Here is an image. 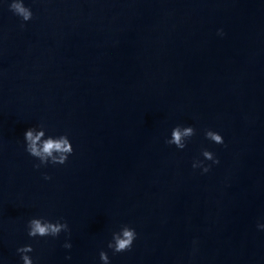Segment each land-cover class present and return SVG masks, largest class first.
<instances>
[{"label":"water","instance_id":"obj_1","mask_svg":"<svg viewBox=\"0 0 264 264\" xmlns=\"http://www.w3.org/2000/svg\"><path fill=\"white\" fill-rule=\"evenodd\" d=\"M11 2L0 0V264H23L28 244L34 264H103L101 251L110 264H264V0H24L28 21ZM178 124L196 129L184 149L166 143ZM30 127L67 133V162L36 168ZM34 217L70 233L30 237ZM124 225L137 237L114 253Z\"/></svg>","mask_w":264,"mask_h":264},{"label":"clouds","instance_id":"obj_2","mask_svg":"<svg viewBox=\"0 0 264 264\" xmlns=\"http://www.w3.org/2000/svg\"><path fill=\"white\" fill-rule=\"evenodd\" d=\"M9 8L14 14L20 16L24 21L32 19L33 12L30 7L26 6L24 0H12ZM23 26V25H22ZM220 34H223V30H220ZM196 134V129L193 126L176 125L171 133V138L166 140V143L175 145L179 149H184L187 146V141ZM45 133L43 130L36 131L35 127H30L25 132L26 151L39 159L40 163L34 165L36 168H40L42 165L52 164H64L67 162L69 155L74 151L73 144L67 133L60 136H49L47 139H42ZM206 137L217 144L224 143V137L217 131L208 129L205 133ZM202 155L206 160L219 163V159L215 154L205 148L202 151ZM193 167H202L204 172H208L211 165L205 164L203 160H195ZM45 179H51L47 174ZM259 227L264 228V224H260ZM62 231L70 233V228L67 221L61 222L57 220L55 222L47 220L43 217L32 218L28 222V235L30 237L37 236H58ZM137 237L135 228L130 225H124L120 231L113 233V238L109 242L108 247L113 249L114 253H120L131 249L134 240ZM65 248H71L72 244L66 242ZM33 246L31 244L24 245L17 249L22 254L23 264H34L33 258L28 255L32 252ZM70 259V257H68ZM100 259L103 264H110V257L106 251L100 252Z\"/></svg>","mask_w":264,"mask_h":264}]
</instances>
